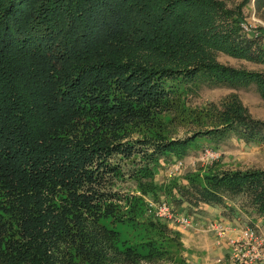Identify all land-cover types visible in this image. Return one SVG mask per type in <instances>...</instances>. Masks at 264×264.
Masks as SVG:
<instances>
[{"label": "trees", "instance_id": "16d2710c", "mask_svg": "<svg viewBox=\"0 0 264 264\" xmlns=\"http://www.w3.org/2000/svg\"><path fill=\"white\" fill-rule=\"evenodd\" d=\"M250 2L0 0V264L153 259L143 241L117 245L116 226L133 223L116 215L114 201L128 199L117 181L128 175L146 193L163 158L182 160L203 138L213 149L232 135L264 142V119L237 92L195 115L183 102L203 86L255 85L264 99L263 71L218 59L264 64V27H243ZM254 2L262 13L264 0ZM179 126L191 133L174 137ZM199 174L176 200H242L264 217V168ZM152 218L150 228L169 230Z\"/></svg>", "mask_w": 264, "mask_h": 264}, {"label": "rangeland", "instance_id": "374dc122", "mask_svg": "<svg viewBox=\"0 0 264 264\" xmlns=\"http://www.w3.org/2000/svg\"><path fill=\"white\" fill-rule=\"evenodd\" d=\"M241 1L227 0V3L234 6ZM245 15L246 22L243 27L250 24L254 26V30L245 29V31L261 34L260 28L264 27V8L262 13L259 12L254 0H251L245 7ZM254 18L256 19L254 20ZM261 42H264V39H261ZM218 59L222 63L235 67L264 72V64L262 63L234 58L224 53H219ZM231 92L239 94L254 117L264 119V99L255 85L238 90L227 87L210 88L203 86L198 90L184 94L183 102L189 107L191 115H195L199 109L206 107L211 102L221 105L222 101ZM183 123H178V125H183ZM190 129L189 126H179L173 136L185 137L188 133H191ZM140 135L142 134L136 130L130 133V137L133 138ZM199 141L198 146L194 147L190 154L182 159L184 166L180 170L181 173L176 175L175 178L170 176V173L173 172L175 160L165 161L163 158L161 164L153 169L154 180L150 182V190L146 193L128 175L117 181V188L123 193V197L126 195L128 199L114 201L118 208L116 215L131 216L133 218L132 224L126 223L116 226L121 235L116 241L117 245L121 249L127 247L128 244L123 242L124 238H127L131 244L143 241L144 244H142L143 246L140 247L139 251L142 254H153L152 260L141 258L135 264H215L219 257L222 256L228 260L230 256V254L226 256V253L230 251L229 245L224 241L222 244L217 242L220 227L227 226L231 235H239L242 228L250 225L257 227L258 231L264 234V217H257L249 213L246 208L242 207L244 203L242 200L227 201V204H224L227 205L226 207L224 205L217 206L203 203L196 205L187 201L182 203L174 198L178 196L177 186L187 183L188 173L203 175L206 172L221 169L264 168V142L253 141L247 143L236 135H232L220 141L218 146L216 145L214 150L219 158L208 169L207 166H202L205 164L204 162H208L203 159V155L206 148L211 149L212 143L206 138ZM195 169L197 171H194ZM161 201H168L179 212L185 211L191 219V225L184 227L165 221L169 225L168 231L159 225H157L158 227L155 226L154 229L150 228V224H154V219L152 218L153 213L149 211V204ZM111 221L113 220L111 219L106 223L110 227L113 226ZM156 222L159 221L155 220ZM221 251L223 252L222 255L220 254Z\"/></svg>", "mask_w": 264, "mask_h": 264}, {"label": "built area", "instance_id": "2783aa9c", "mask_svg": "<svg viewBox=\"0 0 264 264\" xmlns=\"http://www.w3.org/2000/svg\"><path fill=\"white\" fill-rule=\"evenodd\" d=\"M244 28L249 31L254 30V26L251 24ZM204 152L203 159L208 161L204 162L205 164L213 163L219 158L213 148H206ZM183 166L182 160L175 161L170 176L179 175ZM149 211L171 224L186 227L192 223L185 211H177L168 201L151 202ZM218 232L219 240L217 242L222 244L224 241L229 245L230 256L228 260L225 257H219L215 264H264V234L260 233L257 227L248 225L242 228L239 235H231L227 226L220 227Z\"/></svg>", "mask_w": 264, "mask_h": 264}, {"label": "crops", "instance_id": "0c3cea01", "mask_svg": "<svg viewBox=\"0 0 264 264\" xmlns=\"http://www.w3.org/2000/svg\"><path fill=\"white\" fill-rule=\"evenodd\" d=\"M221 255L223 254V252L221 251V253H220ZM227 255L226 256H228V254H229V251L226 253Z\"/></svg>", "mask_w": 264, "mask_h": 264}]
</instances>
